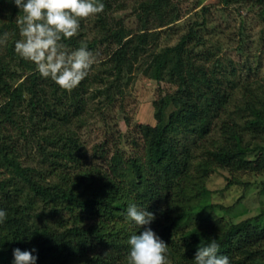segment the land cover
<instances>
[{"label": "trees", "instance_id": "1", "mask_svg": "<svg viewBox=\"0 0 264 264\" xmlns=\"http://www.w3.org/2000/svg\"><path fill=\"white\" fill-rule=\"evenodd\" d=\"M63 1L42 3L40 15L39 0H0V264H264V207L233 222L204 200L216 171H228L227 184L264 174V77L236 80L196 22L159 45L163 29L128 32L113 15L107 25L110 0ZM92 5L101 35L91 38L81 13ZM164 6L143 1V22L163 20ZM31 21L62 52L58 65L31 59ZM103 43L105 57H84ZM137 71L174 86L136 124L140 149L105 165L83 160L79 131ZM96 149L105 159V143Z\"/></svg>", "mask_w": 264, "mask_h": 264}, {"label": "rangeland", "instance_id": "2", "mask_svg": "<svg viewBox=\"0 0 264 264\" xmlns=\"http://www.w3.org/2000/svg\"><path fill=\"white\" fill-rule=\"evenodd\" d=\"M143 1L145 0H110L112 7L105 6L101 14L107 16L105 20L107 25H111L110 16L113 15L128 32L132 33L141 28L142 24L147 25L150 31L163 29L157 38L159 45L175 44L181 34L187 32L189 26L196 22L198 23L196 29L205 37L203 48L218 47L216 57H220L224 63L230 61L234 63L237 70L236 80L245 82L264 77V7L248 0H234L230 4H225L222 0H164L163 20L174 14L175 21L169 27L163 25L155 28L153 26L156 23L161 25L163 20L157 19L154 14L149 15V20L147 17V24L144 23L143 19L146 16L143 15L141 7ZM42 3H48L50 7L57 6L56 0H39L35 12L40 13L39 7ZM66 3L64 0L61 5ZM79 10L82 12L81 6ZM83 10L81 13L83 30L91 38L100 36L95 6ZM139 16H142L141 19ZM27 34L25 39L27 43L24 44L28 45V54L40 68L47 69L59 64L62 52L40 40L41 34L33 21L29 22ZM106 44L98 45L95 51L85 53L84 57L90 60L105 57ZM3 55L5 54L1 46L0 57ZM15 65L17 64L14 63L13 66L16 67ZM19 71L21 78L18 81H21L25 73L23 74L20 68ZM123 88V94L117 95L112 105L102 107L103 112L100 114L99 110L95 111V115L79 131L85 151L82 152L85 158H82L83 160L105 165L108 160L125 161L130 153L137 152L140 149L138 144L140 138L136 133V124L151 121L156 113L152 101L174 89V86L164 81L157 82L137 71ZM90 104L100 105L96 100ZM100 143H105L107 149L105 159L96 149ZM116 147H119L120 151H116ZM248 157L253 158L254 155L251 153ZM227 175L228 171L224 169L210 175L207 185L211 194L204 199L206 205H214L216 213L233 222L259 213L264 207V174L243 173L241 179L247 181V184L243 182L227 184Z\"/></svg>", "mask_w": 264, "mask_h": 264}]
</instances>
